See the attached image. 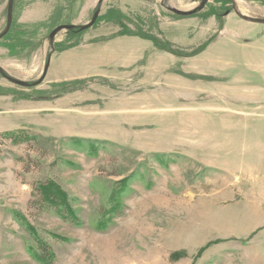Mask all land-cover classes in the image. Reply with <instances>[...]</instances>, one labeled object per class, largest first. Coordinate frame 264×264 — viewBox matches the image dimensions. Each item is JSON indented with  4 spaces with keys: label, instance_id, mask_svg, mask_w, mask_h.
Returning a JSON list of instances; mask_svg holds the SVG:
<instances>
[{
    "label": "rangeland",
    "instance_id": "rangeland-1",
    "mask_svg": "<svg viewBox=\"0 0 264 264\" xmlns=\"http://www.w3.org/2000/svg\"><path fill=\"white\" fill-rule=\"evenodd\" d=\"M202 2L15 0L31 44L0 37L28 83L0 73V264H264V23L237 13L264 0Z\"/></svg>",
    "mask_w": 264,
    "mask_h": 264
},
{
    "label": "trees",
    "instance_id": "trees-1",
    "mask_svg": "<svg viewBox=\"0 0 264 264\" xmlns=\"http://www.w3.org/2000/svg\"><path fill=\"white\" fill-rule=\"evenodd\" d=\"M15 3V0H14ZM119 24H121V20H116ZM15 23L14 20L12 21L11 27L8 30V32L2 36V38H10L11 34L14 32ZM80 30V29H79ZM30 31V30H29ZM28 29H24L22 27L15 28V33L13 37L10 38V47L12 49H16L18 47H25L31 44V40L25 39V34L29 33ZM121 34H131L130 31H124ZM76 45L77 43H71V45H65L63 43L60 45L61 50H65L69 47H72ZM65 45V46H64ZM158 45V43H157ZM67 82H63L62 85H65ZM60 84V83H59ZM16 133H11L10 135H7L8 137H12L15 141H26L29 136L21 137L20 135H15ZM38 193L41 195L44 201H47L49 204L55 205L61 212H66V214L70 215L73 212V209L70 205V198L66 191H64L61 186H59L54 181H46L43 183H40L38 186ZM65 215V213H64ZM36 242V248H37V254L36 258L42 260L43 262H49L52 259V250L50 249V246L45 243L43 240L38 239L37 237L34 238Z\"/></svg>",
    "mask_w": 264,
    "mask_h": 264
},
{
    "label": "water",
    "instance_id": "water-1",
    "mask_svg": "<svg viewBox=\"0 0 264 264\" xmlns=\"http://www.w3.org/2000/svg\"><path fill=\"white\" fill-rule=\"evenodd\" d=\"M100 2H102V0H99ZM207 0H203L202 2V5L201 7L205 4ZM173 11L175 13H178L180 15H189L191 14L193 11H183V10H179V9H173ZM13 12H14V0H9V3H8V7H7V23H6V27L4 29V31L2 33H0V37H2L3 35H5L8 30L10 29L11 27V24H12V21H13ZM99 13H100V8H98L91 21H89L88 23L82 25L81 27H79L80 30H83V29H86V28H89L90 26H92L95 21L97 20L98 16H99ZM238 15L240 17H242L243 19L245 20H248V21H252V22H259V23H264V18H254V17H250V16H247V15H243L242 13H240L239 11H237ZM76 25L75 24H60L58 26H56L51 32H50V39L51 40H54L55 36L62 30H65V29H72L74 28ZM50 61H51V55L49 54L48 58H47V61H46V64H45V67H44V70H43V74L42 76L40 77L39 81L38 82H41L47 72H48V68H49V65H50ZM0 73L5 77L7 78L8 80L14 82V83H17V84H20V85H24V86H27L28 83L22 81V80H18V79H15L11 76H9L2 67H0Z\"/></svg>",
    "mask_w": 264,
    "mask_h": 264
}]
</instances>
